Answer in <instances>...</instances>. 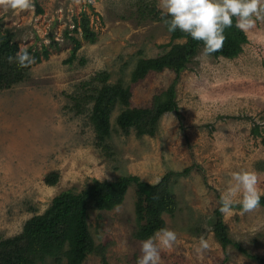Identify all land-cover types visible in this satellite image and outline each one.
I'll return each mask as SVG.
<instances>
[{"label":"rangeland","instance_id":"obj_1","mask_svg":"<svg viewBox=\"0 0 264 264\" xmlns=\"http://www.w3.org/2000/svg\"><path fill=\"white\" fill-rule=\"evenodd\" d=\"M33 3L26 10L0 7L2 29L14 34L19 51L31 48L41 55L22 80L0 89V240L18 235L60 192H79L93 179L136 175L154 184L170 170L189 168L169 179L176 208L163 219L178 239L161 251V264H261L231 244L223 249L213 224L233 172H255L264 195V19L244 31L247 42L236 57L204 55L199 48L177 75L164 69L133 84L132 107L152 108L173 85L177 111L160 117L154 135L139 137L116 124L120 107L115 106L104 148L88 119L93 101H83L77 110L73 97L92 95L102 83L128 85L139 59L157 57L186 39H170L159 0ZM84 21L95 33L92 41L83 37ZM72 38L80 42L74 54ZM49 173L58 174L56 184L45 182ZM135 191L128 187L121 204L88 214L95 243L108 240L106 264H136L140 255ZM221 219L233 241L264 257V207L246 213L233 208ZM200 239L210 247L198 256ZM83 264L103 263L89 254Z\"/></svg>","mask_w":264,"mask_h":264},{"label":"trees","instance_id":"obj_2","mask_svg":"<svg viewBox=\"0 0 264 264\" xmlns=\"http://www.w3.org/2000/svg\"><path fill=\"white\" fill-rule=\"evenodd\" d=\"M160 15L159 18L162 19L163 13ZM86 23L84 21L81 25L83 37L92 41L95 33L86 28ZM224 35L222 48L211 55L225 58L236 57L247 42L245 32L235 27L234 19L233 27L226 28ZM179 38L186 39L184 44H172L167 52L157 57L139 59L131 72L128 85H123L121 82L102 83L101 87L92 89V95L78 93L73 97L75 99L74 108L77 110L81 109V103H85L83 101H93L88 119L99 146L108 147L106 142L111 134L110 114L115 106L120 107L116 124L123 132H128L133 128L139 137L154 135L160 117L166 112L177 111L173 85L169 86L161 96H157L152 108L132 107L130 96L133 84L141 81L150 72L171 69L177 75L195 56L197 50L203 48V42L193 40L186 33L179 30L170 33L171 40ZM72 39L74 46L71 54H74L80 42L75 38ZM24 50H27L33 58L27 67H18L15 59L9 61L10 56L15 57L18 52ZM43 51V57L46 58L47 52L45 49ZM40 61L39 51L31 48L19 51L14 34L2 29L0 24V89L22 80L26 71ZM188 172L189 168L181 172L170 170L154 184L143 181L136 175L121 176L112 181L93 179L79 192L62 191L52 198L44 212L29 218L18 235L0 240V264H44L48 258L52 259L50 264H61L63 260L65 264H83L89 254L99 256L101 262L106 264L105 250L108 240L95 243L87 222L90 210H97L101 213L113 209L122 203L128 187L134 186L136 190L134 237L144 240L158 229L165 227L164 214H173L175 211L176 199L170 191L169 179L186 175ZM44 180L48 185H54L58 181V174L49 173ZM260 206L264 207V195H261ZM233 208L240 209L238 204H235ZM219 209L220 200L215 210L217 217L213 224V233L221 247L225 249L231 244L240 253L264 264V257L249 253L241 244L229 237L228 228L221 219Z\"/></svg>","mask_w":264,"mask_h":264},{"label":"clouds","instance_id":"obj_3","mask_svg":"<svg viewBox=\"0 0 264 264\" xmlns=\"http://www.w3.org/2000/svg\"><path fill=\"white\" fill-rule=\"evenodd\" d=\"M163 10L162 19L169 33L179 30L195 41L203 42V54L219 51L225 40V29L235 27L249 31L264 19V0H159ZM5 10H26L34 7L33 0H0ZM18 67H27L32 62L27 50L15 57ZM259 178L255 172L240 170L233 172L229 187L220 197V212H232L235 204L241 212H250L260 206ZM238 199L234 200V197ZM177 233L169 228H160L152 236L140 242V255L136 264H161V251L172 249L177 243ZM210 247L206 239H200L195 248L198 256Z\"/></svg>","mask_w":264,"mask_h":264}]
</instances>
